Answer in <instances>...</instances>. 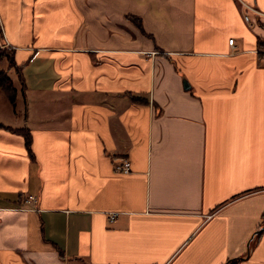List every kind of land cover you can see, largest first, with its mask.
I'll list each match as a JSON object with an SVG mask.
<instances>
[{"label": "crops", "instance_id": "1", "mask_svg": "<svg viewBox=\"0 0 264 264\" xmlns=\"http://www.w3.org/2000/svg\"><path fill=\"white\" fill-rule=\"evenodd\" d=\"M244 4L264 12L0 0V264H264V16Z\"/></svg>", "mask_w": 264, "mask_h": 264}, {"label": "trees", "instance_id": "2", "mask_svg": "<svg viewBox=\"0 0 264 264\" xmlns=\"http://www.w3.org/2000/svg\"><path fill=\"white\" fill-rule=\"evenodd\" d=\"M1 50V49H0ZM8 50L10 51V56H8V53L6 54L4 51L5 50H1V55H4L7 57L8 61H9V64L12 65L13 64V59H12V53H13V49H9ZM19 68H20V65H19ZM19 70V69H17ZM19 72V71H18ZM19 76L21 77L20 80H22V76L21 74H19ZM0 88H2L5 93L7 94V97L10 101H14L15 100V93H16V89L12 83V80L10 79V77L7 75L6 71L1 69L0 68ZM16 131H18L19 133H21L24 138H25V143H26V146L29 147V144H30V132H29V129L26 128V127H21V128H18V129H15Z\"/></svg>", "mask_w": 264, "mask_h": 264}, {"label": "built area", "instance_id": "3", "mask_svg": "<svg viewBox=\"0 0 264 264\" xmlns=\"http://www.w3.org/2000/svg\"><path fill=\"white\" fill-rule=\"evenodd\" d=\"M245 7L247 8H251L254 10V12L259 15V16H264V12L263 11H260L259 9H257L256 7H253L249 4H244ZM244 7V8H245ZM243 18L244 20L248 23V24H251V19H250V15L247 13V12H244L243 14ZM232 41H233V38H229L228 39V42L230 44H232ZM114 168L121 171V172H128L129 168H130V161H129V158L127 156H124V157H121L120 160L117 162V163H114ZM29 199H32V196H30L28 198Z\"/></svg>", "mask_w": 264, "mask_h": 264}, {"label": "rangeland", "instance_id": "4", "mask_svg": "<svg viewBox=\"0 0 264 264\" xmlns=\"http://www.w3.org/2000/svg\"><path fill=\"white\" fill-rule=\"evenodd\" d=\"M244 7H245V6H244ZM245 10H246V11H244V12H247L249 15H250L251 13L256 14V13L254 12V10L251 9V8H247V7H245ZM256 16H259V15L256 14ZM250 19H251V16H250ZM253 22H254V21L251 19V24H250V25H252ZM5 53H6V54L8 53V56L11 55V54H10V51H9L8 49H6ZM9 76H10L12 79H13V78L15 79L16 74H15L14 71H12V72H9Z\"/></svg>", "mask_w": 264, "mask_h": 264}, {"label": "water", "instance_id": "5", "mask_svg": "<svg viewBox=\"0 0 264 264\" xmlns=\"http://www.w3.org/2000/svg\"><path fill=\"white\" fill-rule=\"evenodd\" d=\"M261 228H263V227H261ZM261 228H260V229H257V230L255 231V233L258 232L259 230H261Z\"/></svg>", "mask_w": 264, "mask_h": 264}]
</instances>
